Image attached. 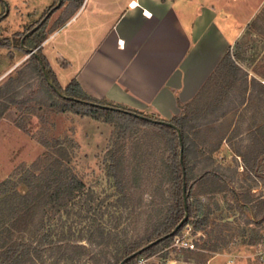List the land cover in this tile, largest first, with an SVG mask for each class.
<instances>
[{
    "label": "rangeland",
    "instance_id": "374dc122",
    "mask_svg": "<svg viewBox=\"0 0 264 264\" xmlns=\"http://www.w3.org/2000/svg\"><path fill=\"white\" fill-rule=\"evenodd\" d=\"M5 4L0 1V15ZM64 5L42 16L8 15L0 22V86L10 79L13 85L23 81L0 105V183L16 184L2 189L0 198L23 193L14 173L46 151L42 144L53 151L58 142L69 152V166L84 189L59 213H47L42 236L82 247L86 253L79 256L72 249L67 253L72 259L56 262L53 257L35 264H115L131 245L153 238L170 211L175 189L168 167L175 149L164 132L151 125L61 111V102L45 90L14 34L49 12L44 27L48 36L75 7L74 2ZM230 54L238 67L233 76L220 78L180 115L187 172L194 179L191 201L201 210L178 234L195 249L179 251L171 241L156 253L164 258L195 264H264V5ZM197 220H205L201 230L194 229ZM100 232L105 243L97 237ZM211 245H216L214 251Z\"/></svg>",
    "mask_w": 264,
    "mask_h": 264
},
{
    "label": "crops",
    "instance_id": "0c3cea01",
    "mask_svg": "<svg viewBox=\"0 0 264 264\" xmlns=\"http://www.w3.org/2000/svg\"><path fill=\"white\" fill-rule=\"evenodd\" d=\"M5 1L6 17L29 18L54 0ZM74 3L40 46L60 86L74 79L91 97L170 120L204 92L264 0Z\"/></svg>",
    "mask_w": 264,
    "mask_h": 264
},
{
    "label": "trees",
    "instance_id": "16d2710c",
    "mask_svg": "<svg viewBox=\"0 0 264 264\" xmlns=\"http://www.w3.org/2000/svg\"><path fill=\"white\" fill-rule=\"evenodd\" d=\"M0 1L3 4V0ZM55 1L58 3L59 0ZM63 1L65 0H62V2ZM67 1L82 2V0ZM54 7L55 5L53 4L49 8V11L53 10ZM3 8L5 10V6ZM47 14L43 18H45ZM5 18L6 15L4 11L2 15H0V22ZM46 21L47 19L43 22L41 20L22 33H15L14 37H18L17 41L19 43V48L23 50L25 55H29L31 51H35L34 54L30 55L31 62L33 63V70L41 79L45 90L61 102L62 112L71 111L74 114L88 116L93 119H98L101 116L107 118L115 116L118 117L119 120L125 122L131 121L139 125H151L162 130L175 149L174 161L172 165L168 167L171 168V181L175 189L170 211L153 238L149 239L144 244L131 245L115 263L120 264L123 260H126L124 264H136V261L141 256L145 254L152 256L159 251L161 246L168 242L171 243L173 237L179 234L190 219L196 218L201 210V205L199 203L197 205L191 201L194 179L192 180L187 172V141L180 122L182 118L180 115L186 113L189 109V105L194 104L199 96L196 97L193 102L182 105L179 115L174 116L170 120H163L158 116L149 117L137 110L109 102L106 99L91 97L82 90L74 79L63 88L58 83L40 47L47 38V35L44 34ZM4 42H7V40L5 39ZM0 47H3L2 44ZM237 69L238 67L232 60L230 52L226 53L215 72L206 82L204 91H210L212 85L217 86L220 78L225 81L226 77L233 76ZM45 74L51 81L52 87L47 84ZM22 83L23 81H18L13 85L10 79L0 86L1 106H3L2 99L8 96L14 89L19 88ZM17 95L18 94L12 96V99ZM104 107H107V109ZM3 114L1 110L0 119L3 117ZM142 117L151 119L152 121ZM158 122L163 123L160 124ZM171 125L175 126L181 134L182 161H180L181 146L178 134ZM42 145L46 148V151H44L30 167L24 165L21 170H17L13 175L19 176L18 181L24 186L23 193L14 191L0 198V264H35L38 261L44 262L46 258L53 257H55L56 262H60V260L66 258L72 259L70 258L71 256H67L68 251L72 249L78 251L79 254H77L79 256L86 253L84 248L79 246L71 248L72 246L68 243H64L63 240L55 242L57 243L56 246L51 236H42L44 218L47 213H59L84 189L83 183L77 178L72 168L69 166L71 162L69 152L62 148L58 142H55L57 148L53 151H49L48 144L44 143ZM13 183L14 182H11V180L0 183V196H3L2 189L9 185H16ZM183 187H185V201ZM6 209L9 211L8 215H1V212ZM185 212L187 213V219L179 229L171 235V232L184 218ZM204 224L205 220H197L194 229L201 230ZM94 230L96 232L100 231L98 228H94ZM26 234L36 236V238L31 240L28 236L25 237ZM98 236L103 243H105L102 232H100L97 237ZM152 242L156 243L149 246ZM215 248L216 245H211L209 247L211 251H214ZM102 264L110 263L106 260Z\"/></svg>",
    "mask_w": 264,
    "mask_h": 264
},
{
    "label": "built area",
    "instance_id": "2783aa9c",
    "mask_svg": "<svg viewBox=\"0 0 264 264\" xmlns=\"http://www.w3.org/2000/svg\"><path fill=\"white\" fill-rule=\"evenodd\" d=\"M171 246L180 250H190L193 251L195 249L193 243L191 240L186 239L185 237L181 236H174L172 239ZM156 262V263H155ZM232 261H229L228 264H231ZM138 264H195L193 262H187V261H178L175 259H168L161 256V254H154L152 256H149L147 258H144L142 262Z\"/></svg>",
    "mask_w": 264,
    "mask_h": 264
},
{
    "label": "water",
    "instance_id": "95a60500",
    "mask_svg": "<svg viewBox=\"0 0 264 264\" xmlns=\"http://www.w3.org/2000/svg\"><path fill=\"white\" fill-rule=\"evenodd\" d=\"M60 3H61V0L58 1L57 5H56L53 9L58 8L59 5H60ZM51 11H52V10H51ZM7 12H8V10H7V6H6V4H5V15H6ZM46 17H47V16H46ZM46 17L42 19V22L46 20ZM34 53H35V51H31L30 54H29L28 56L30 57V55H31V54H34ZM42 68H43V67H42ZM45 78H46V82H47V84H48L49 86L52 87L53 85H52L51 81L49 80V78L47 77L46 74H45ZM104 108L107 109V107H104ZM142 118H144V119H148V118H145V117H142ZM148 120H149V121H152L151 119H148ZM153 122H154V121H153ZM158 123L162 124L163 122H158ZM171 126L176 130V132H177V134H178L179 143H180V146H181V149H180V161H182V139H181V134H180V132L178 131V129H177L175 126H173V125H171ZM183 196H184V201H185V200H186V198H185V196H186V194H185V187H183ZM185 209H186V206H185ZM186 219H187V213L185 212V216H184V218L181 220V222L179 223V225L176 226V228L171 232V235H173V234L179 229V227L185 222ZM156 242H157V241H156ZM156 242H152V243H150L149 246H152V245L155 244ZM125 261H126V260H123L120 264H124Z\"/></svg>",
    "mask_w": 264,
    "mask_h": 264
},
{
    "label": "snow or ice",
    "instance_id": "6c2138e0",
    "mask_svg": "<svg viewBox=\"0 0 264 264\" xmlns=\"http://www.w3.org/2000/svg\"><path fill=\"white\" fill-rule=\"evenodd\" d=\"M135 6H136V4H135V0H133L132 7H135Z\"/></svg>",
    "mask_w": 264,
    "mask_h": 264
}]
</instances>
